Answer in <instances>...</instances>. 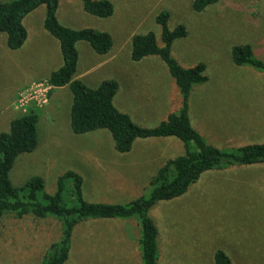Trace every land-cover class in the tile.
Segmentation results:
<instances>
[{"label":"rangeland","instance_id":"obj_1","mask_svg":"<svg viewBox=\"0 0 264 264\" xmlns=\"http://www.w3.org/2000/svg\"><path fill=\"white\" fill-rule=\"evenodd\" d=\"M111 1L113 15L99 17L86 12L81 0H60L57 14L61 22L75 28L108 31L114 41L105 54L97 53L89 42L79 41L76 74L83 75L90 86H97L106 78L116 79L119 82L116 106L130 111L134 121L141 125L154 126L166 118V114L180 107L182 100L166 63L158 55L141 60L131 58V38L135 33L153 30L161 43V27L155 17L166 9L171 28L184 23L188 29L186 37L173 42V55L185 65L198 61L206 64L208 80L194 86L190 110L200 111L206 122L227 121L218 134L219 140H210L221 144L218 146L227 144L223 141L237 132L239 114L243 112L239 105L244 102L247 105L256 98L240 97V92L264 91V72L249 65H237L231 58L233 44L250 42L255 53L264 59V0H220L201 12L192 8V0ZM45 12L46 6L41 4L24 17L28 36L22 49L9 48L6 33L0 32V131L8 130L10 119L23 113L16 106L17 86L30 75L47 74L63 62L58 39L44 27ZM132 74L136 78L132 88L135 96L125 93L127 84L124 87V82L129 84L127 76ZM72 98L68 86L52 88L47 103L28 106L38 108L40 113L38 145L33 151L17 156L10 171L13 183L19 185L40 175L45 190L54 193L58 176L73 169L83 175L85 197L90 201L127 202L147 192L148 185L130 193L95 191L93 180L98 174L91 171V163L97 156L118 151L106 128L73 132ZM148 104L154 107L144 115L151 108L146 107ZM141 106L146 109L137 113ZM199 130L204 135L203 129ZM262 131L258 129L256 133L260 135ZM174 137L176 146L162 139L142 141L145 144L135 142L131 152L150 154L148 182L168 158L183 153L182 141ZM240 141L247 140L227 142ZM231 145L235 144H227ZM108 178L106 174L101 180ZM150 214L160 229V264H214V253L219 248L231 256L234 264H264V164L206 171L186 193L160 200ZM138 229L136 219L84 221L74 231L66 264H141ZM60 234L61 225L54 216L6 214L0 219V264H39L46 248Z\"/></svg>","mask_w":264,"mask_h":264},{"label":"trees","instance_id":"obj_2","mask_svg":"<svg viewBox=\"0 0 264 264\" xmlns=\"http://www.w3.org/2000/svg\"><path fill=\"white\" fill-rule=\"evenodd\" d=\"M83 9L99 17L114 13L111 0H81ZM220 0H192V8L201 12ZM60 0H0V32L7 35L6 44L11 49L23 46L28 30L24 17L41 4H45L44 27L58 39L62 64L52 70L47 81L53 88L68 86L72 92L70 126L75 133L94 129H108L118 152H129L137 138L178 137L183 153L168 158L148 182V191L127 202L90 201L84 193L83 175L73 169L61 173L54 193L45 190L44 178L34 175L24 183H13L10 171L17 156L33 151L38 145V108L31 107L10 121L8 130L0 131V219L6 214L22 217L54 216L61 225V234L46 248L39 264H66L73 246V235L78 224L92 219H136L141 264H160V229L150 209L160 200L177 198L186 193L211 169H226L244 165L264 164V141L250 140L218 146L208 141L197 129L190 116L191 91L197 84L208 80L206 64L202 61L191 65L181 63L172 53L173 42L188 35L184 23L169 26L170 13L161 10L155 17L161 27L159 42L156 33L149 30L135 33L131 38V58L141 60L148 55H158L167 65L181 93L180 107L168 113L154 126L137 123L128 112L115 104L119 82L114 78L103 79L97 86L88 85L76 77L79 61L77 43L89 42L100 54L113 46L112 35L94 27L75 28L61 22L58 17ZM232 61L249 65L264 72V59L255 53L250 42L235 43L231 47ZM224 144V143H223ZM214 264H234L224 249L214 253Z\"/></svg>","mask_w":264,"mask_h":264},{"label":"crops","instance_id":"obj_3","mask_svg":"<svg viewBox=\"0 0 264 264\" xmlns=\"http://www.w3.org/2000/svg\"><path fill=\"white\" fill-rule=\"evenodd\" d=\"M23 47L24 46L20 47L19 49H22ZM50 72L47 74L34 73L30 75L28 78H26L24 82H22L20 85L17 86L15 99L20 89L27 86L29 83H31L34 80L40 78L47 79ZM133 74L127 76L129 78L125 76L129 80V84L127 82H124L125 83L124 87L126 84L128 86V88L125 89V93L126 92L132 93V95L136 94L135 91L132 89L135 88L133 84L136 83V78ZM76 77L83 79V75L81 74L80 75L76 74ZM133 80L135 82H133ZM64 87L66 86L55 87V88H64ZM239 95L240 97L243 96V97H256V98L254 101L249 100L247 105H245V102L239 105V107L243 109V112L239 114L240 119L239 121H237V127H236L237 132L229 136L227 140H248V141L264 140V136H262L264 134V99L257 101V99L259 98H264V91L260 90V92L258 93L254 91V92H248L246 94L240 92ZM146 107H151V108L149 110H145ZM146 107L145 108L144 107L142 108V106L139 107L137 113H141L145 110L142 114L144 115L148 114L151 111V109L154 107V104H148V106ZM178 107L176 108V110L178 109ZM190 111H191L190 116L193 125L196 128L202 126L199 129L201 128L203 129L204 135L206 134L205 136L207 140H219L218 134L221 133L222 126L227 121H224L222 124H220L221 121L219 123L206 122L201 119L200 111L198 110L195 111L190 110ZM128 112L131 113L130 111ZM167 115L168 114H166V117ZM10 121H9V127H10ZM258 129H262L263 133L258 135L256 133V130ZM252 130H253V134L251 133ZM150 139H162L173 146L174 145L176 146L177 144L176 142L177 138H175L174 136L157 137V138H152V137L137 138L134 141L132 149L134 148L135 142L141 141L142 144H145V142L142 141H148ZM132 149L129 152H118V153H112L110 155L97 156L93 160L94 162L91 163V167H92L91 171L92 172L94 171L98 174V176L96 175L95 179L93 180V186L97 193L99 194H102L104 192L130 193L138 190L140 187H144V186L147 187L148 185L147 176L150 175V170H151L150 154L148 152H142V151L131 152ZM106 174H108L109 178L106 181L101 180V178L104 177ZM111 174H117V176L112 177ZM104 184L107 185V188H104Z\"/></svg>","mask_w":264,"mask_h":264},{"label":"built area","instance_id":"obj_4","mask_svg":"<svg viewBox=\"0 0 264 264\" xmlns=\"http://www.w3.org/2000/svg\"><path fill=\"white\" fill-rule=\"evenodd\" d=\"M53 87L46 80L34 81L18 92L17 108L26 112L30 104L42 105L48 102V92Z\"/></svg>","mask_w":264,"mask_h":264}]
</instances>
